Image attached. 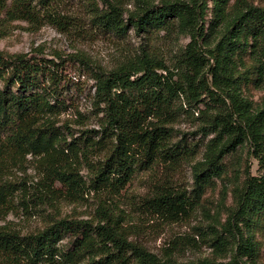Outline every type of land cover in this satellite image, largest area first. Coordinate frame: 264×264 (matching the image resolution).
<instances>
[{"label":"trees","instance_id":"16d2710c","mask_svg":"<svg viewBox=\"0 0 264 264\" xmlns=\"http://www.w3.org/2000/svg\"><path fill=\"white\" fill-rule=\"evenodd\" d=\"M120 1L0 0L2 22H24L34 30L48 25L83 38L159 29L189 37L171 65L143 48L110 69L91 68L79 55L71 56L91 69L96 118L91 128L83 127L85 116L68 94L70 59L0 51V219L22 210L43 223L27 232L0 225V264L253 263L258 244L251 230L257 216H264V171L248 175L239 190L237 208L223 228L233 240L223 262H177L145 251L127 239L115 202L137 170L153 169L137 207L155 220L177 222L193 211L204 184L220 176L221 159L237 146L247 143L264 170V103L252 107L241 90L248 80L264 86V0H211L206 31L204 0H133L130 10ZM245 53L246 68L240 65ZM203 97L208 101L199 109ZM186 112L197 113L199 121L191 134L213 135L202 160L191 165L187 194L169 183L193 154L183 139L172 141L171 124ZM26 156L34 160L38 179L10 181L8 171ZM89 194L96 198L93 218L61 215L60 204ZM260 228L264 236V222ZM215 238L221 248L227 242Z\"/></svg>","mask_w":264,"mask_h":264},{"label":"rangeland","instance_id":"374dc122","mask_svg":"<svg viewBox=\"0 0 264 264\" xmlns=\"http://www.w3.org/2000/svg\"><path fill=\"white\" fill-rule=\"evenodd\" d=\"M157 3L160 0H151ZM207 4L206 15L203 20L204 31L207 30L211 13V0H204ZM254 4H261V0H249ZM123 9H132L133 0H121ZM189 37L166 33L159 29H150L135 34L130 30L126 36L117 37L108 33H94L87 37L61 34L51 26H42L38 29L30 28L26 23L14 21L11 23L0 20V51L8 54L24 53L28 56L52 58L56 55L70 59L67 64L70 85L68 94L73 98L75 108L85 116L83 127H96V118L92 115V97L94 82L90 67L75 61L71 56L79 55L92 67L104 69L113 68L128 58L136 55L140 49L146 50L150 57L163 60L167 65L175 62V58L182 51ZM241 66L248 67L250 59L247 53L242 55ZM242 71L243 68H238ZM242 94L251 101L252 107L264 103V86L257 88L252 80L244 81L241 85ZM208 99L203 97L199 109ZM216 106H214V109ZM197 113L191 116L188 112L181 114L175 123L171 124L172 141L183 139L193 154L189 160L183 162L171 174L170 184L178 190L187 193L192 188L191 165L202 160L207 141L213 136L208 134H191L199 121ZM80 128V126H74ZM25 161L12 165L7 177L12 182L25 180L26 183L38 179L34 169V160L26 156ZM222 172L219 177H213L204 184L202 193L193 211L177 222H163L144 214L138 207V199L145 195L148 185L153 178V169L137 170L131 181L123 190L115 204L127 239L145 251L158 258H170L177 262L196 260L227 261L233 247V240L223 228L227 219L238 205L239 190L248 175L258 176L263 173L257 160L252 156L247 143L237 146L228 152L220 161ZM160 177V169H157ZM85 174V171H82ZM96 198L85 195L80 202L62 203L59 205L61 215H69L78 219L94 217ZM258 221L252 227L251 233L258 244V254L255 261L248 264H264V236L261 222L264 216H257ZM256 219V217L254 218ZM231 222L234 220L231 219ZM239 222V221H238ZM5 223L21 232L35 231L43 226L37 216L29 217L22 210H13L0 219V225ZM244 234L243 223H239ZM216 235L227 239L224 246L216 243ZM214 243H216L214 245ZM224 249V250H223Z\"/></svg>","mask_w":264,"mask_h":264}]
</instances>
